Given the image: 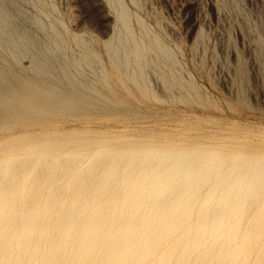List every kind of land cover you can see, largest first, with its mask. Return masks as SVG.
Wrapping results in <instances>:
<instances>
[{
  "label": "bare ground",
  "instance_id": "obj_1",
  "mask_svg": "<svg viewBox=\"0 0 264 264\" xmlns=\"http://www.w3.org/2000/svg\"><path fill=\"white\" fill-rule=\"evenodd\" d=\"M117 8L111 54L129 48L140 77L148 49L172 60L156 38L136 40ZM6 19L0 4V30L25 48ZM50 69L36 60L31 71L50 79ZM83 86H41L0 67V129L92 107ZM60 134L5 146L19 153L0 162V264H264V155L179 143L92 152L104 139Z\"/></svg>",
  "mask_w": 264,
  "mask_h": 264
},
{
  "label": "rangeland",
  "instance_id": "obj_2",
  "mask_svg": "<svg viewBox=\"0 0 264 264\" xmlns=\"http://www.w3.org/2000/svg\"><path fill=\"white\" fill-rule=\"evenodd\" d=\"M118 3L135 39L156 38L172 60L148 49L140 77L129 48L111 54L106 40L123 33ZM0 4L11 29L29 41L15 48L0 30V67L41 86L48 80L61 89L71 80L83 90L84 84L93 105L62 109L30 128L0 129V162L18 156L7 143L59 133L104 139L92 152L108 145L179 143L264 155V0ZM36 60L53 65L50 79L31 71Z\"/></svg>",
  "mask_w": 264,
  "mask_h": 264
}]
</instances>
